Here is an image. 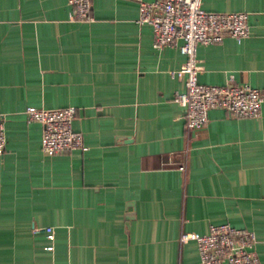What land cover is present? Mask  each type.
<instances>
[{"label": "crops", "instance_id": "obj_1", "mask_svg": "<svg viewBox=\"0 0 264 264\" xmlns=\"http://www.w3.org/2000/svg\"><path fill=\"white\" fill-rule=\"evenodd\" d=\"M91 4L79 20L67 0H0V264H195L180 234L224 222L253 231L264 264V100L258 117L212 108L186 128L184 55L152 46L136 1ZM201 5L247 12L249 34L198 44V80L264 95V0ZM29 105H73L86 149L44 153Z\"/></svg>", "mask_w": 264, "mask_h": 264}, {"label": "built area", "instance_id": "obj_2", "mask_svg": "<svg viewBox=\"0 0 264 264\" xmlns=\"http://www.w3.org/2000/svg\"><path fill=\"white\" fill-rule=\"evenodd\" d=\"M138 3V23L151 26V43L154 48L171 45L185 57L172 71L184 79V89L175 91L173 100L184 109L186 128L199 129L208 121V111L221 108L235 117H258L264 95L248 83L207 84L198 80L203 66L197 59V45L217 43L225 36L241 41L249 34L248 14L245 11H211L201 0H133ZM75 19H91V0H67ZM29 121L42 125L40 148L52 154L80 148L86 149L80 131L74 130L73 105L54 108L27 106ZM6 137L3 119L0 118V154L5 149ZM183 169V165L179 166ZM49 239L52 227L46 226ZM194 239L198 259L195 264H260L255 250L253 231L227 222L211 224L206 233L183 232L179 240ZM51 246H48L50 248Z\"/></svg>", "mask_w": 264, "mask_h": 264}]
</instances>
